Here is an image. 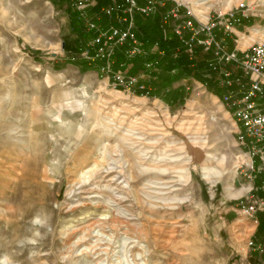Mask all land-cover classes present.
Listing matches in <instances>:
<instances>
[{
	"label": "rangeland",
	"instance_id": "374dc122",
	"mask_svg": "<svg viewBox=\"0 0 264 264\" xmlns=\"http://www.w3.org/2000/svg\"><path fill=\"white\" fill-rule=\"evenodd\" d=\"M74 1L0 0V264L264 263L247 245L264 241V212L255 227L235 207L259 193L235 175L234 125L220 100L196 80L174 82L188 90L170 104L171 92L137 96L80 71L70 63L87 51ZM170 2L202 21L248 3L264 21V0ZM101 9L91 0L78 11L83 29L116 24ZM263 39L264 27L249 30L242 49ZM209 73L214 84L199 75ZM130 116L166 123L159 142L132 146Z\"/></svg>",
	"mask_w": 264,
	"mask_h": 264
},
{
	"label": "built area",
	"instance_id": "2783aa9c",
	"mask_svg": "<svg viewBox=\"0 0 264 264\" xmlns=\"http://www.w3.org/2000/svg\"><path fill=\"white\" fill-rule=\"evenodd\" d=\"M90 4L91 0H75L73 5L80 11ZM164 5V0H121L101 9L102 15L113 18L116 24L103 29L90 20L84 22L86 29L95 33L92 45L96 47V56L104 60L101 72L107 78H112L116 86L133 88L138 82L135 76L113 71L111 58L120 46L124 47L127 58L137 56L144 59L146 70L158 67V56H162L163 51L157 50L158 44L155 42L152 50H155L157 57L149 60L144 43L137 35L135 17H154ZM249 8L248 3L241 2L225 16L217 13L212 18L207 12L202 21L192 17L188 8L181 12L178 5H172L160 16L164 24L170 25L190 59L197 48L209 55L206 59L207 70L215 76L213 82L222 90V95L216 97L234 125L233 135L239 152L236 174L250 180L251 187L247 193L262 192V195H250L238 200L235 207L243 218L258 227V214L264 212V39L252 41L242 49L239 34L262 29L264 21L251 27L242 24V18L256 16L248 13ZM256 17L260 18L261 15ZM217 28L222 29L221 35L216 32ZM247 245L253 253L264 258V241L257 242L250 236Z\"/></svg>",
	"mask_w": 264,
	"mask_h": 264
},
{
	"label": "trees",
	"instance_id": "16d2710c",
	"mask_svg": "<svg viewBox=\"0 0 264 264\" xmlns=\"http://www.w3.org/2000/svg\"><path fill=\"white\" fill-rule=\"evenodd\" d=\"M120 1L121 0H98V7L103 8L119 3ZM164 2L165 5L159 8V14L154 17L143 18L140 15H136L135 17L137 35L144 43V49L149 54V60L157 57L155 50H152V46L155 42L158 44L157 50L163 51V55L158 56V67L154 70H146L143 61H141L139 57L127 58L124 54V47L120 46L115 50L111 58V67L113 71H121L127 76H135L140 70L146 73L147 80L138 79L137 84L133 86V93L137 96H158L163 91L170 92L174 82L188 79L202 83L211 94L220 97L222 95V90L217 84H211L210 73L205 75L206 79L205 76L199 75V73L208 71L206 59L209 55L197 48L194 51L193 58L190 59L182 44L172 32L170 25L162 22L160 14L172 6L170 1L164 0ZM71 13L73 28L80 33L84 43L87 44L88 54L86 58L79 57L70 60V63L77 66L82 72L90 70L101 72L104 60L96 56V47L92 45V39L95 33L83 29V23L76 8L74 10L72 9ZM251 19L252 18H242L241 21L245 25H249L252 24ZM64 45L66 48L67 43L64 42ZM101 74L103 75L104 73L101 72ZM140 86H142V88H140ZM169 98H171L168 101L170 104L174 102V99L176 102L185 100L183 93H177L176 95L170 94Z\"/></svg>",
	"mask_w": 264,
	"mask_h": 264
},
{
	"label": "bare ground",
	"instance_id": "6f19581e",
	"mask_svg": "<svg viewBox=\"0 0 264 264\" xmlns=\"http://www.w3.org/2000/svg\"><path fill=\"white\" fill-rule=\"evenodd\" d=\"M189 1V0H188ZM109 103H110V101H108ZM108 105V104H107ZM111 107V106H110ZM106 108V107H105ZM114 109V108H113ZM108 110V109H107ZM108 113V112H107ZM112 113V112H111ZM133 115V114H132ZM113 117H114V115H113ZM128 117V116H127ZM126 117V118H127ZM124 118V117H123ZM143 118V117H142ZM121 119H122V117H121ZM141 119V118H140ZM145 120H147V119H145ZM115 121V120H114ZM122 121V120H121ZM125 122V121H124ZM123 122V123H124ZM129 124H126V127H130V137H131V140L130 141H132V143H131V145L132 146H147V145H152V144H155V143H158L159 141L157 140V139H155L156 137H157V135H161L160 133H162L163 132V130H165L166 129V125L165 124H163L162 126H163V128H165V129H161V125L159 124H156V122L153 124L150 120H147V121H144L143 123H140L139 122V120L138 119H134V116H130L129 118H128V121H127ZM154 122V121H153ZM152 123V124H151ZM117 125H120V124H118L117 123ZM157 126H160L159 128L157 127ZM120 127V126H119ZM123 128V127H122ZM119 129V128H118ZM129 129V128H128ZM164 136V135H163ZM138 149V148H137ZM153 149H154V147H153ZM139 150H140V148H139ZM141 152V151H140ZM145 152V151H144ZM145 153H147V152H145ZM145 153L143 154V155H145ZM146 158V157H145ZM104 157H103V159H102V161L100 162H98V163H96V161H95V163H96V165H95V169H98L100 166H102V165H104ZM141 161H144V159L143 160H141ZM94 166V165H93ZM106 166V165H105ZM95 169H92V170H89V171H87L86 173H84L83 174V176L84 177H87V176H90L94 171H95ZM108 170V169H107ZM117 171V170H116ZM107 172V171H106ZM111 174V173H110ZM235 175H236V171H235ZM101 178V177H100ZM103 180H104V178H103ZM111 180H113L112 178H111ZM108 181V180H107ZM106 181V182H107ZM114 181V180H113ZM111 183V182H110ZM115 184V183H114ZM107 186V185H106ZM115 186V185H114ZM126 186V185H125ZM116 187V186H115ZM114 188V187H113ZM121 188V187H120ZM126 188H128V187H126ZM110 189H111V187H110ZM116 190H117V188H116ZM119 192V191H118ZM121 192V191H120ZM117 193V192H116ZM124 193V192H123ZM122 193V194H123ZM118 198V200H120V199H122L121 198V196H118L117 197ZM116 198V199H117ZM114 199V198H113Z\"/></svg>",
	"mask_w": 264,
	"mask_h": 264
},
{
	"label": "crops",
	"instance_id": "0c3cea01",
	"mask_svg": "<svg viewBox=\"0 0 264 264\" xmlns=\"http://www.w3.org/2000/svg\"><path fill=\"white\" fill-rule=\"evenodd\" d=\"M248 18H252L251 20H252V24H249V25H246V26H254L255 24H261V22H262V20L260 19V18H258V17H256V16H252V17H248ZM254 20V21H253ZM242 24H244L243 22H242ZM245 25V24H244ZM216 32L218 33V35H221V33H222V29H220V28H217L216 29ZM240 35V41H239V46L240 47H243V43L241 42V40H242V34L240 33L239 34ZM184 80V79H183ZM184 81H186V80H184ZM186 85H187V83H181V84H178V85H176V86H174V85H172V88L170 89V92H171V94H174V95H176V93H186V91L188 90V87H186ZM201 85H203L202 83H201ZM204 86V85H203ZM167 92H169V91H167ZM213 95V94H212ZM213 96H215V95H213ZM215 98H217L216 96H215ZM223 106V105H222ZM248 190V188L247 187H245V186H242V187H240V188H237L236 189V192H233V191H231V190H228V194H230V195H234V197H239V196H241V195H243L244 193H246V191ZM260 195H262V192H258ZM258 215H260L261 216V213H259ZM255 256H257V254L256 253H253ZM259 262L258 261H256V259L253 261V262H251L250 264H258ZM261 264H264V263H261Z\"/></svg>",
	"mask_w": 264,
	"mask_h": 264
}]
</instances>
